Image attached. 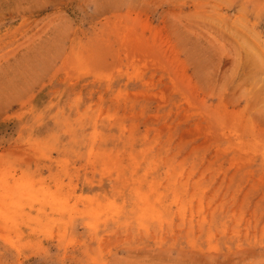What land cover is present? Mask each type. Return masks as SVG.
<instances>
[{
	"label": "rangeland",
	"instance_id": "374dc122",
	"mask_svg": "<svg viewBox=\"0 0 264 264\" xmlns=\"http://www.w3.org/2000/svg\"><path fill=\"white\" fill-rule=\"evenodd\" d=\"M0 264H264V0H0Z\"/></svg>",
	"mask_w": 264,
	"mask_h": 264
}]
</instances>
